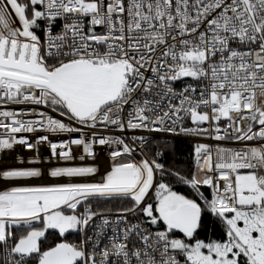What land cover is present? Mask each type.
I'll return each instance as SVG.
<instances>
[{"label": "snow or ice", "instance_id": "1", "mask_svg": "<svg viewBox=\"0 0 264 264\" xmlns=\"http://www.w3.org/2000/svg\"><path fill=\"white\" fill-rule=\"evenodd\" d=\"M0 264H264V0H0Z\"/></svg>", "mask_w": 264, "mask_h": 264}, {"label": "trees", "instance_id": "2", "mask_svg": "<svg viewBox=\"0 0 264 264\" xmlns=\"http://www.w3.org/2000/svg\"><path fill=\"white\" fill-rule=\"evenodd\" d=\"M150 140L151 143L147 144L144 149L148 154V158H155L159 162L163 163L166 168L173 171H178L181 174L189 173L193 170L194 156H193V145L190 142L182 140H163L159 138H146ZM159 152L161 155L159 157L155 156V153ZM167 182L171 183L174 190L191 196V189L186 185L180 184L176 181L174 177L167 178ZM205 191H207L205 189ZM123 207V204L119 201H113L110 203H101L99 205L100 209H111L116 210ZM222 236V226L218 221L211 215H206L203 218L202 226L200 229V237L208 239H217ZM71 238V237H70ZM50 242L55 240V234L50 233Z\"/></svg>", "mask_w": 264, "mask_h": 264}, {"label": "built area", "instance_id": "3", "mask_svg": "<svg viewBox=\"0 0 264 264\" xmlns=\"http://www.w3.org/2000/svg\"><path fill=\"white\" fill-rule=\"evenodd\" d=\"M177 87H179V85H177ZM107 134V133H105ZM114 134H119V133H114ZM142 135L144 136L145 138H159V139H163V140H182V141H188L190 143H192L193 145H195L196 143L198 142H203L201 140V138L199 137H192V136H187V135H184V134H173V133H164V132H161V133H147V132H140V131H137L135 133H131V132H126L125 135ZM232 146H235V145H232ZM97 151V157L96 159L93 161V160H88L87 163L89 164H95L96 166H98L99 168V171L100 173H104L107 169H109L110 167V161L107 163L108 166H105V167H99V164H98V159L101 160L104 156H106L108 159H109V156H108V152L110 151V149H108L106 146L101 148V147H97L96 149ZM145 151V149H144ZM46 152V150H45ZM136 159H141V155L139 153L136 154ZM110 160V159H109ZM95 179H99V176H97ZM50 182H53L51 178H48L46 180H42V179H33L31 181H25V182H22V183H31V184H41V183H50ZM115 212V210L113 211Z\"/></svg>", "mask_w": 264, "mask_h": 264}, {"label": "bare ground", "instance_id": "4", "mask_svg": "<svg viewBox=\"0 0 264 264\" xmlns=\"http://www.w3.org/2000/svg\"><path fill=\"white\" fill-rule=\"evenodd\" d=\"M45 151V150H44ZM25 155H31L30 153H24ZM45 154H46V152H45ZM110 160L106 157V156H104L101 160H99L98 159V164H99V167H105V166H108L107 165V163L109 162ZM13 163V160H12V157L11 156H7L6 158H5V164L6 165H11ZM45 167H46V165H45ZM47 179V177H45L44 179H42V180H46Z\"/></svg>", "mask_w": 264, "mask_h": 264}]
</instances>
